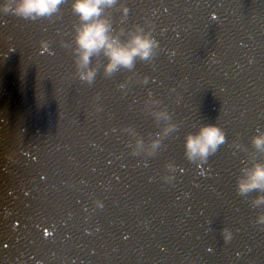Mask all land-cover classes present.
I'll return each instance as SVG.
<instances>
[{"label":"clouds","instance_id":"9594fccd","mask_svg":"<svg viewBox=\"0 0 264 264\" xmlns=\"http://www.w3.org/2000/svg\"><path fill=\"white\" fill-rule=\"evenodd\" d=\"M62 3L64 0H0V14L11 12L30 19L50 17L59 12ZM70 3L76 21L72 25L71 40L62 39L61 44L70 48L75 75L80 81L92 84L101 67L103 75L110 77L122 69H134L137 60L151 62L157 56L161 48L160 41L153 34V27L145 26L152 25L153 21L148 19L145 24L133 23L131 26L114 23L108 10L119 4L120 19L126 20L129 13L126 0H70ZM41 43V51L49 48V42ZM136 78L141 82L149 80L148 74H136ZM131 79L133 75L122 80L118 87L125 89ZM149 96H152L151 92ZM98 98L99 93L96 94V99ZM151 102L161 105L150 111L159 126L157 131L149 132L148 138L145 139L131 124L121 129L132 133L127 143L133 155L154 156L163 139L179 127L168 107L163 105L158 97ZM95 108L99 111L102 105L96 104ZM225 140V130L218 123L201 122L195 130L184 134V155L199 166L201 162L207 161ZM250 142L255 149V155L248 157L250 163H242L236 175L235 189L244 196L255 191L256 194L251 197V206L264 208V159L257 158L259 153H264V128L257 127ZM232 144L235 148L248 151L247 145L241 144L238 139L233 140ZM8 158L12 159L10 155ZM165 168L167 170L162 173L161 178L167 183H172L177 165L169 161L166 162ZM95 204L102 207L103 201L96 199ZM255 222L264 225V210L258 212ZM220 231L225 242L231 240L233 232L230 227L223 226Z\"/></svg>","mask_w":264,"mask_h":264},{"label":"water","instance_id":"95a60500","mask_svg":"<svg viewBox=\"0 0 264 264\" xmlns=\"http://www.w3.org/2000/svg\"><path fill=\"white\" fill-rule=\"evenodd\" d=\"M173 3L174 4V2L176 3V2H181V4L182 5H191V3H190V1L189 0H168L167 1V3H165V5H164V7H163V9H161V11H162V13H165L164 11L167 9V7H168V5H169V3ZM115 16H118V17H120L121 16V10H119V12L118 13H116V15ZM177 16L178 15H172V16H170V15H166V17H165V20H166V22L169 24V26H170V28H171V25L170 24H174L175 23V19L177 18ZM133 18H134V15H132V13L131 12H129L128 13V17H127V19L126 20H124L125 21V23H129V22H131L132 20H133ZM137 19L139 20V18L137 17ZM149 19H150V17H149ZM151 20V19H150ZM154 22H157V21H154ZM167 23L165 24V26L167 25ZM155 24H157V23H154V25ZM167 43H169V42H167ZM160 51H163V52H165V53H167L168 54V56L165 58V55L163 54V56L162 55H158L157 56V59L160 61V62H164V64L166 65V71H168V72H173V74L175 75V77H173V79L175 80V81H178V82H182V81H184L185 80V78H186V74L184 73V71L182 70V69H179V68H181V66L179 65V63H183V62H185V60L182 62V58H181V55H180V53L178 52V50H173V51H170L169 49H167V50H160ZM174 53V54H173ZM160 57H163L162 59L160 58ZM188 57H189V55H187V59H188ZM173 59L178 63V64H174L173 65ZM180 77V79L178 80V78ZM181 84V83H180ZM179 93H183V94H185L183 91H178ZM209 165L211 164V163H208ZM152 192V195H154V196H156V192H158L159 191V187L157 188V186L156 187H154L152 190H151ZM135 192V191H134ZM256 194V192L255 191H253V195H255ZM225 206V203L223 202V201H221V207H224ZM261 210H264V208H262V207H254V211H255V213H256V215L258 214V212L259 211H261ZM225 211H226V207H225ZM244 215H243V217L245 218V215L247 216V212L246 211H244V213H243ZM249 218V217H248ZM246 219V218H245ZM242 227H243V229L244 230H249V231H254V232H257L258 234H260L261 236L260 237H262L263 235H264V228H263V226L261 225V224H258V225H255V226H253V225H249V224H247V223H245V221H244V223H242ZM158 226H159V224H158ZM257 226V227H256ZM258 264H264V251L262 252V254H261V256H260V261H259V263Z\"/></svg>","mask_w":264,"mask_h":264},{"label":"snow or ice","instance_id":"6c2138e0","mask_svg":"<svg viewBox=\"0 0 264 264\" xmlns=\"http://www.w3.org/2000/svg\"><path fill=\"white\" fill-rule=\"evenodd\" d=\"M212 15L213 16H215L216 15V13H212ZM182 171H183V169H181ZM44 232H45V235H47L48 233H47V229H44Z\"/></svg>","mask_w":264,"mask_h":264}]
</instances>
